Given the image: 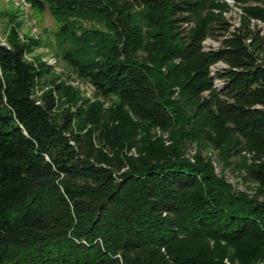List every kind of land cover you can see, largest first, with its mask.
<instances>
[{"label": "trees", "instance_id": "1", "mask_svg": "<svg viewBox=\"0 0 264 264\" xmlns=\"http://www.w3.org/2000/svg\"><path fill=\"white\" fill-rule=\"evenodd\" d=\"M234 1L237 26L224 0H27L58 27L53 43L0 42V264H227L178 253L209 242L264 264V200L176 146L124 152L134 128L178 131L180 147L214 134L226 155L252 153L264 190V34L250 23L264 0ZM42 45L135 120L97 124L63 81L42 87L51 66L26 59Z\"/></svg>", "mask_w": 264, "mask_h": 264}, {"label": "rangeland", "instance_id": "2", "mask_svg": "<svg viewBox=\"0 0 264 264\" xmlns=\"http://www.w3.org/2000/svg\"><path fill=\"white\" fill-rule=\"evenodd\" d=\"M224 3L225 6L222 8L223 16L235 24L240 22L243 16L242 5H231L227 0H224ZM57 27L58 25L48 9L40 10L34 8L30 6L27 0H0V42L2 43L7 44L8 37L12 34H15L21 41L40 38L41 41L53 43ZM84 27L102 29L98 24L94 23H87ZM260 30L264 34V25L260 27ZM204 43L206 46H214L217 45V40L208 38ZM26 59L29 61L38 59L51 66L52 71L46 77V80L42 81L41 86L46 88L45 85L50 79L63 81L75 92L76 97L79 99L77 103L86 108L91 120H97V124L108 122L109 125H116L119 123L118 117L120 118L123 115L126 118L124 111H120L116 97L102 98L96 96L92 85L87 80L79 77L73 69L55 54V50L52 47L42 45L35 48L26 55ZM223 65L222 62L216 63L210 67V70L214 74L216 69ZM219 82V79H214V84ZM41 90L38 89L36 94L39 95ZM176 90L178 91L179 89ZM202 95L208 97L209 92L205 91ZM128 120L131 123L135 119L129 114ZM178 133V131L175 132L172 129L161 131L156 128H134L130 142L135 143L136 146L131 150L124 149V152L133 158H139L144 155L155 158L158 155H164L163 152L167 151L168 146H176L181 151L182 156L190 162H195L197 158H201L203 162L209 163L213 173L229 185L231 192L238 195L242 194L248 198H255L258 201L264 200V190L260 183L252 180L248 175V168L255 164L251 152L241 151L239 154L230 153L226 155L223 152V148L213 144L212 141L215 140L213 139L215 137L214 134H211L212 137L202 136V134V139L194 143L188 142L185 146L180 147L178 146L181 143L180 141L178 142ZM181 251L183 253L177 251L181 257L187 255H211L218 257V259L223 260L227 264H244L238 258L239 254H235L233 249L223 245H216L212 242L204 245L186 243L182 245ZM255 264H258V261H255Z\"/></svg>", "mask_w": 264, "mask_h": 264}, {"label": "built area", "instance_id": "3", "mask_svg": "<svg viewBox=\"0 0 264 264\" xmlns=\"http://www.w3.org/2000/svg\"><path fill=\"white\" fill-rule=\"evenodd\" d=\"M227 2H229V4H231V5H233V4H237V3H235V1L234 0H227ZM231 23H232V25L233 26H237V25H239V23L240 22H238V23H233L232 21H230ZM250 23H251V26L252 27H257V28H259L260 29V27L262 26V25H264V21H261L260 19H251L250 20ZM260 34H263V32L260 30ZM224 66V65H223ZM222 67V66H221Z\"/></svg>", "mask_w": 264, "mask_h": 264}]
</instances>
